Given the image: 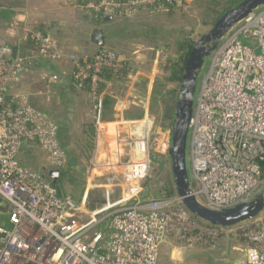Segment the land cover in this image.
I'll return each instance as SVG.
<instances>
[{"label": "built area", "instance_id": "2783aa9c", "mask_svg": "<svg viewBox=\"0 0 264 264\" xmlns=\"http://www.w3.org/2000/svg\"><path fill=\"white\" fill-rule=\"evenodd\" d=\"M179 1L82 0L81 8L104 18H130L140 10L163 11ZM31 37L35 50L17 52L16 58L13 47L0 46V264H157L162 244L173 235L210 242L225 229L193 219L181 200L168 197L165 191L156 198H139L153 160L169 154L171 131L152 135L148 121L126 133L128 139L115 130V149L100 159L99 149L107 143L104 135L109 131L103 121V95L96 92L97 74L104 68L119 70L122 58L104 48L91 56V63L81 65L43 31L31 32ZM85 56H89L86 48ZM39 59L72 62V77L79 89L92 77L97 148L92 170L107 168L112 176L107 202L91 215L19 162L24 147L38 145L46 151L52 169L61 170L68 163L57 123L27 96L10 94ZM136 73L131 70L129 74L130 88ZM42 81L49 88L60 78L46 73ZM132 98L122 104L120 116ZM189 132L188 158L196 199L216 211L248 202L264 182V6L232 27L211 53ZM128 146L131 161L117 175L115 168L123 165ZM116 196L119 199L111 202ZM248 231V249L240 264H264V221Z\"/></svg>", "mask_w": 264, "mask_h": 264}, {"label": "rangeland", "instance_id": "374dc122", "mask_svg": "<svg viewBox=\"0 0 264 264\" xmlns=\"http://www.w3.org/2000/svg\"><path fill=\"white\" fill-rule=\"evenodd\" d=\"M98 1L107 3L110 0ZM40 5L41 0H0V12L9 11L13 14L11 22L0 17V40L9 46L18 44L17 34L25 29L19 18L24 16L23 22L27 23L28 29H35V20L40 17L35 13V10ZM235 6L231 7L230 0H180L171 9L163 11H155L150 8L140 10L130 18L110 17L113 21L112 30L130 27L132 31L138 30L147 32V34L149 32V36L142 37L141 41L143 42L135 40L139 48L133 47L131 42L128 43L125 39V42L107 40L105 50L113 51L123 60H129L131 66L137 70L136 74L139 73V75L131 88L129 86L132 80L129 81L127 87H122L119 84L107 85L106 91L112 96L118 95L122 103L116 106L115 101L109 111L104 110L103 121L106 124H119V127L122 128L121 132H124L122 135L124 139L130 138L126 133L134 131V127L138 129L144 124V121L150 123L152 135L158 130L171 131L173 119L166 120L164 118V102L166 103V100L159 99L161 94L159 91H162L167 100L174 98L176 103L179 99L182 82L168 81L170 77L168 73L169 61H175L180 56L178 50L180 41L190 40L194 46L204 35L209 33L216 23H213L214 11H224L228 7L232 9ZM88 13L89 16L96 15L94 11ZM41 15L42 17L46 16V19L63 17V15L58 16L54 13H42ZM56 27L59 28L60 24L58 23ZM73 29H75V22H69L55 33L54 39L58 45L76 39L77 44L71 53L80 60L83 49L87 48L86 37H84L85 28L81 27L76 32ZM105 31L108 36L109 29L106 28ZM60 48L62 49L61 46ZM94 50L89 49L88 55L93 56L100 51L99 49L98 51ZM135 50L138 51L136 55H134ZM209 64L210 56L206 57L200 70L195 100ZM72 67L74 64L68 60L51 62L39 59L22 80L10 89V94L27 96L32 105L45 111L57 123L59 136H61L60 143L62 144V141L67 143L65 147L62 146L67 153L68 163L60 170L56 186L59 188L60 194L74 200L87 214L91 215L107 202L106 195L112 176L107 168L101 167L99 172L92 170L97 148L93 114L95 103L91 92L79 89L72 81H69L71 84L67 85L66 91L60 89L59 83L48 88L42 81V75L46 73H53L59 78L67 80L72 75L67 74ZM127 97H133V101L127 111L123 109L122 117L119 110H122V104L125 103ZM107 129L109 132L104 135L107 143H104L103 148L99 149L102 153L100 159L104 158L108 152H113L116 147L115 133L109 127ZM190 138L189 132L188 145ZM131 156V147L128 146L124 149L123 165L115 168L117 175L124 171L126 165L131 161ZM18 159L22 166L39 173L42 177L46 170H55L48 166L47 153L38 145H34L30 151H21ZM106 163L107 161H100V164ZM187 168L193 183L188 152ZM44 179L52 183V179L46 177ZM169 190L176 193L171 158L167 154L153 160L152 168L144 181L139 198L145 200L156 198L161 192L167 193ZM263 191L264 182L261 183L257 193L249 202ZM118 199V196L111 198V202ZM260 220L264 221V210L255 219L225 228L215 234L217 236L210 242L190 240L192 238L189 235L185 238L173 235L162 244L157 264H240V260L246 255L248 249L246 234Z\"/></svg>", "mask_w": 264, "mask_h": 264}, {"label": "water", "instance_id": "95a60500", "mask_svg": "<svg viewBox=\"0 0 264 264\" xmlns=\"http://www.w3.org/2000/svg\"><path fill=\"white\" fill-rule=\"evenodd\" d=\"M264 6V0H244L234 8L226 11L213 25L208 34L204 35L192 48L186 62L185 74L179 99L175 104L174 118L171 127V158L172 173L176 186L177 197L181 200L188 213L196 219L214 227L230 228L246 221L255 219L264 210V191L252 201L241 203L233 208L216 211L200 203L193 194L187 168L188 134L194 112L197 81L206 57L218 47L221 38L236 24L245 19L254 10ZM106 20L111 18L107 17ZM89 41L100 49L106 48V36L102 29H94ZM18 47L13 48L16 58ZM49 171V170H46ZM59 176L60 170H50ZM53 184L56 181L52 180Z\"/></svg>", "mask_w": 264, "mask_h": 264}, {"label": "crops", "instance_id": "0c3cea01", "mask_svg": "<svg viewBox=\"0 0 264 264\" xmlns=\"http://www.w3.org/2000/svg\"><path fill=\"white\" fill-rule=\"evenodd\" d=\"M81 3L82 0H41V5L39 6V8H37L35 10V13L39 14L38 16H40L38 18V20H35V29L31 28L28 29V25L27 23L24 24V16L22 18H19L20 21H22L23 23V28L25 27V29H23L20 34L18 35V41L19 43L14 45V46H10V47H18V52L21 54H29L31 53L33 50H35L34 44H33V40L31 37V32H35V31H43L45 34H48L51 37H55V33L57 31L60 30L61 27H65L66 24H68L69 22H75V29H73L74 32H76V30H79L81 27L85 28L84 32L85 35L84 37H86V49H97L96 51H98V49L100 50V48L98 46H96L95 44H92L89 41V35L91 34V32L94 29H102L104 31V34L106 36V42L107 40H112L115 42H125V40L131 42L133 47H138L137 44L135 43V40L129 38L130 36H127V29H115L112 30V25H113V21L112 19L106 20L105 19V23L104 24H97V22L92 19L88 14V11L85 9L81 8ZM42 13H54L58 16H62V18H48L46 19V16L42 17ZM70 14H74L75 16H70ZM110 18V17H109ZM21 23V22H20ZM60 24V27L57 28L56 25ZM107 28V30L109 29L108 32V36H107V32L105 31V29ZM87 32V33H86ZM82 37V36H81ZM125 39V40H124ZM77 42L76 39L75 40H69L66 41L64 44H59L64 53L66 54H70L75 48ZM1 45H7L4 41L0 40V46ZM9 46V45H7ZM107 47V45H106ZM139 48V47H138ZM95 51V50H94ZM138 51L135 50L134 55H136ZM123 59V58H122ZM39 63V62H38ZM72 69H74V67H72ZM70 70L67 74L71 75L73 70ZM69 79V80H68ZM67 80H63L62 83H64V87L62 86L61 89H65L68 87L67 85L71 84L72 81V75L70 76V78H68ZM118 85L119 83H109L108 85ZM122 87H127V84H119ZM60 87V84H59ZM105 94L112 96L111 94H109L107 91H105ZM133 94V92H132ZM113 99H115L116 101V106H119L122 102L119 100L118 95L112 96ZM128 98V97H127ZM127 98L125 99V101L127 100ZM133 100V99H132ZM131 100V101H132ZM132 103H128L126 105V111L129 109V105H131ZM124 115V113H123ZM123 119V118H122ZM147 125V124H146ZM107 127H109V129L112 130V132H114L115 130H122V128L119 127V124H108ZM114 130V131H113ZM124 130V129H123ZM109 131V130H108ZM32 149L31 146H27L24 147L23 150H21L22 152H27L30 151ZM65 150V149H64Z\"/></svg>", "mask_w": 264, "mask_h": 264}, {"label": "trees", "instance_id": "16d2710c", "mask_svg": "<svg viewBox=\"0 0 264 264\" xmlns=\"http://www.w3.org/2000/svg\"><path fill=\"white\" fill-rule=\"evenodd\" d=\"M241 1H244V0H233V1L230 0L231 7L239 4ZM175 4L176 3L168 5L167 9H171L172 7H174ZM231 7L226 8L224 11H221V10L214 11L213 12V23L216 22L226 11L230 10ZM0 17L3 20H8L7 22H11V18L13 17V14L9 11H3V12H0ZM90 17L92 19H94L97 22V24H104L105 23V18L98 15V14H96V15L92 14ZM125 29H127V36H125V37H128V35H129L130 36L129 38H131L133 40L141 41V39H143L142 37L149 36V32L147 34V32H140L138 30L132 31V28L130 29V27H127ZM144 31H146V30H144ZM141 42H143V41H141ZM192 48H193V42H191L190 40H182L179 42L178 50H179L180 56L175 61H169L170 69H169L168 73L170 74V77L168 78V81L178 82V83L182 82V78L185 74L186 62L188 60V57L190 55ZM91 62H92L91 56H88V57L85 56V57H82L80 59L81 65H84L85 63H91ZM131 70H133L134 72L137 71L135 69V67L131 66V63L129 60H124L123 61V67L120 68L119 70L115 71L114 69L104 68L100 73L97 74L99 80L97 83L96 92L98 95H103V97H102L103 111L104 110L109 111L110 107L115 102V99H113L112 96L105 94V91L107 89V85L109 83L128 84L130 81L129 74H130ZM94 74L95 73H91V76H93ZM63 80L64 79L60 78V81L58 82L60 84V89L64 85V83H62ZM72 80H73V83H75L73 77H72ZM92 86H93L92 77H90L84 81L83 90H86L89 93L91 92V95H92ZM160 92H161V94H160L159 99H161L162 101L166 100V103L164 102V105H165V107H164V118L166 120H172L174 117L175 104H176L174 102V98L167 100L165 98L166 96L164 94H162V91H159V93ZM60 138H61V136H59V139ZM62 145L65 147L67 145V143L62 141L61 146ZM262 179H264V169H263V173H262ZM53 185L59 191V188L56 186V184H53ZM76 185L78 186L79 184H76ZM59 194H60V192H59ZM60 196L65 197L62 194H60ZM167 196L168 197H175L176 193L174 191L169 190V191H167ZM192 218L195 220H198L193 216H192Z\"/></svg>", "mask_w": 264, "mask_h": 264}, {"label": "flooded vegetation", "instance_id": "af4514ba", "mask_svg": "<svg viewBox=\"0 0 264 264\" xmlns=\"http://www.w3.org/2000/svg\"><path fill=\"white\" fill-rule=\"evenodd\" d=\"M43 177L45 178H50V179H52V180H54V181H56V184H57V180H58V178H59V176H57V175H55V173L53 172V171H45V173H44V175H43Z\"/></svg>", "mask_w": 264, "mask_h": 264}]
</instances>
